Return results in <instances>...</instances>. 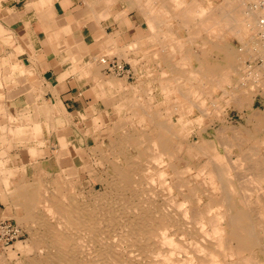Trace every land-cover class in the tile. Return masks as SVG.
Wrapping results in <instances>:
<instances>
[{
    "label": "bare ground",
    "instance_id": "1",
    "mask_svg": "<svg viewBox=\"0 0 264 264\" xmlns=\"http://www.w3.org/2000/svg\"><path fill=\"white\" fill-rule=\"evenodd\" d=\"M172 1L170 9L174 11L161 14L159 21L152 19L153 13L157 11L155 6L151 3L146 6V11L150 14L148 24L146 23L150 29L147 35L149 39L156 41V48L150 51L153 57L151 59H163L166 62V68L160 74L167 71L174 74L179 71L175 64L169 62L171 59H182L183 63L187 59H195L196 65L190 63V68L178 72L187 75L189 86L195 87L205 79L210 82L218 79L217 83L224 86L222 82L230 79L225 75L235 73L239 76L241 71L249 69L250 73L254 72L256 75L254 79H250L253 80L250 86L242 88L239 80L240 88L235 85L232 90L223 89L221 94L225 107L240 111L245 109L249 126L226 124L224 120L228 110L222 106V124L214 129L212 137L202 135V140H195L188 133L182 137L181 128L177 125L182 126L183 119L189 120L187 113L193 110V106H197L194 109H199L198 112L203 115L208 109L204 104L206 98L192 100L181 91L185 95L183 101L179 98L172 99L167 89L170 85H162L164 99L160 103L170 104L174 100L176 104H183L179 109L174 108L178 116L174 119L171 113L169 116L167 114L168 120L164 121L159 116L160 107L149 108L147 104L146 108H135L140 112V127L135 126L132 131H121L116 138H109L111 146H117V150L118 147L130 150L127 153L118 151L124 153L123 163L112 162L110 172L106 171L104 176L98 175L99 177L94 178L88 196L80 190L67 194L47 187L41 189L38 188L40 183L37 180L34 183H31L32 180L19 182L13 189L10 188L20 190L14 200L19 201L21 209L32 213L40 205L45 210V216L50 215L53 218V224H47L42 218L34 220L44 230H30L31 250L40 258H31L28 264H264V151H260L258 147L260 144L264 145V134L260 131L264 126V108L253 105L258 93L264 97V59L261 58L263 62L252 68L250 64L245 65L242 61L246 58L253 59L250 42L255 44V40L259 42L260 39L262 45L264 43V9L245 10L239 0H222L217 9H210L211 4L208 5L209 8L205 7L200 0ZM161 6H167L166 2L161 3ZM162 16L166 17V26H162L165 24ZM171 19L174 21L171 22ZM174 25H177L176 30L172 31L170 27ZM159 29L164 36L158 35ZM252 29L257 32L254 33L255 36L250 33ZM227 32L238 40L239 45L231 43ZM127 44L135 47L133 43ZM112 46L115 48V44ZM108 51L110 53L111 48ZM261 53L264 55V50ZM205 59L209 60L208 64ZM222 73L224 75L221 76ZM240 77L245 78L242 75ZM106 82L119 85L123 83L108 78ZM218 84L215 82L211 85L219 86ZM135 91L132 89V92ZM129 97L124 101L119 100L115 105L117 114L124 106L127 113L116 114L117 128L123 126L119 123L124 118L130 120V113L134 112L135 101L130 102L132 97ZM53 102L51 104L54 105ZM51 113H47L49 118ZM199 116L196 115V118ZM3 125L0 126L3 134L23 131L19 125L14 128ZM3 127L7 130H3ZM31 129L36 137L40 134L41 129L37 122ZM39 141L29 145L27 149L33 156L37 154L36 144ZM258 142L260 144L257 146L255 143ZM182 144L186 152L183 156L187 159L194 153L206 156L204 163L196 170V174L202 175L199 183L183 176L189 163L177 168L172 162L175 147ZM0 152L2 156L4 151ZM112 154L114 155L113 152ZM4 162L0 160V180L6 186L12 169L5 167ZM96 182L101 185L100 188L94 186ZM192 198L195 199V204H192Z\"/></svg>",
    "mask_w": 264,
    "mask_h": 264
},
{
    "label": "crops",
    "instance_id": "2",
    "mask_svg": "<svg viewBox=\"0 0 264 264\" xmlns=\"http://www.w3.org/2000/svg\"><path fill=\"white\" fill-rule=\"evenodd\" d=\"M85 1L0 0V60L2 58L3 62V64L0 62V126L4 124L14 128L19 125L28 134L23 140H15L11 138V133L3 134L0 128L2 135L0 143L34 144L42 137L44 143H60L59 138L64 137L65 116L71 120L72 126L79 125L80 117L87 112V107L92 105V98L95 95H113L111 91L113 85L106 82L107 78L103 76V73H112L108 69L111 61L115 60L124 67L128 65L133 74L135 69L132 65L140 71L139 65L143 62L141 59H149L144 55L145 49L150 48L149 43H152L153 49L156 48V41H152L147 35L150 32L147 26L150 15L146 11L147 4L151 3L157 9L152 15L154 21H159L161 14H170L172 13L170 11H174L170 9L172 0ZM202 1L206 3V0ZM165 2L167 6L162 7L161 3ZM46 11L49 15L44 13ZM176 26H171L170 29L175 31ZM157 31L161 33L160 29ZM107 35L113 39L110 40ZM99 43L100 46H97ZM113 43L115 48H112ZM127 43L129 45L133 43L135 49ZM105 46L111 48L110 53ZM102 59L106 61L103 62ZM119 78L128 81L129 76ZM52 102L55 104H51ZM49 112H52L51 118L47 115ZM36 122L40 129L47 127L42 130V137L39 134L37 139H34L29 133ZM49 126L53 127L49 129L52 130L51 133L48 130ZM64 146L57 155L58 158L65 154ZM39 150L40 147L37 153ZM1 154L0 160L5 161L4 166L12 170L21 164L19 161L26 158L25 150L20 152L9 150L6 154L3 153L2 156ZM38 157L37 154L34 156L35 159ZM4 190L6 188L4 189L0 183V219L10 214L9 203L1 195Z\"/></svg>",
    "mask_w": 264,
    "mask_h": 264
},
{
    "label": "rangeland",
    "instance_id": "3",
    "mask_svg": "<svg viewBox=\"0 0 264 264\" xmlns=\"http://www.w3.org/2000/svg\"><path fill=\"white\" fill-rule=\"evenodd\" d=\"M221 1L222 0H209L208 2L205 3L204 1L200 0V2L205 7H207L208 5L211 4L212 6L210 9H217V6ZM238 2L240 5H242V8L245 10L256 9L258 11H261L264 9V0H257L258 3L260 2V4H258L256 2V0H254V1L253 0H239ZM208 8H209V6H208ZM163 20L166 21V17H163ZM166 25H167V23L162 24V26H166ZM250 33H251V35L253 34V36H255V34H257V32L253 29ZM159 34H160V36H162V35L164 36V33H162V32ZM227 35H228L229 39H231L230 41L233 45H235V46L239 45L238 40L231 33L227 32ZM258 40H259V42L255 40V42H256L255 44H254V42H250L251 44H249L250 49L252 50V53H254V56L252 57L253 59L246 58V59L242 60L243 64H245V65L250 64L251 68L255 67L256 65L261 64L263 62V59H264V57H263L264 55L262 53L260 54V51L264 50V43L262 45L261 40L260 39H258ZM149 44H150V48H147L148 50L145 49V53H144V55L147 56L149 59H141L143 62L141 63V65H139V67H141L140 71L136 70V67L134 65H132L133 67H135L134 68L135 72L132 74L131 70L129 69V66L128 65L125 66V67H127V69H129L128 81H125V78H119L121 76L114 74V73H107V74L103 73L104 77H107L108 79H113L115 81L118 80V81L123 82V83H121L120 85L119 84H112L113 86H111V88H112L111 91H113V95H111V96L110 95L109 96L104 95V94H100L98 96L95 95L92 98V105L87 107V112L83 113L82 117H80L81 122L79 125L75 124L76 126H72L70 124V123H72L71 120L68 119L67 116H65V118H64V126L65 127L63 129L64 137L59 138V139H61L60 143H57V144L44 143L43 137H42L43 136L42 130L46 129V127L43 129L41 128L39 136L42 137V139H39L40 140L39 143L36 144V145H38L37 150L40 147V150L37 153V155L39 156L38 159H35L33 155L29 154V152L26 151V149L29 148V145L31 146L33 144H24L22 142H18L16 144H13V143L7 144V143H3V142L0 143V147H1L0 151H4V154L6 152H8L9 150H13L14 152H20V151L25 150V152H26V154H25L26 158L19 161V163L21 162V164H19L17 166V168L15 167L16 168V169H14L15 171L10 170L11 171V174L9 175L10 180L7 182L9 187H7V184L5 186L2 179H1L2 181L0 180L1 186L4 184L3 188L5 189V187H6V190L2 191L1 195L3 196L4 199L7 200L6 202L9 203L8 205L10 208V214L7 215L6 219H9V218L14 219L16 224L19 225V227L21 228V235L17 240L13 241L7 247H3L0 244V264H28V262L31 258L39 259L40 258L39 255L36 253L34 254V252H32V250H31L32 249V247H31L32 232L31 231H34V228L36 229V231L39 230L40 232L44 229H42V227H40L39 224L37 225V222L35 223L34 220L42 218V219H45L44 221L48 222L47 224H53L52 216H50V215L45 216V210L40 205L37 208L38 211L35 208L34 209L35 212L33 211L32 213L26 212L25 210H23V208L21 209V206L18 203L19 201L14 200L15 196L20 193V190L15 191V190H11L10 188L13 189V187L16 184H18L19 182H27V181L31 182V180H32L33 182H31V183H34V181L36 182V180H37L38 184L40 183L38 188L41 187V189L42 188L44 189L47 187L51 190L52 189H54L56 191L59 190L58 192H64L67 194H74L76 191L80 190L83 192L84 195L88 196V191H89L90 187L93 185L94 178L99 177V176H104V173L106 171L110 172L112 162L123 163L124 153H119L118 151L119 150L120 151H126V153H127V151L130 150L129 148L125 149V147L122 149L118 147V150H117V146H111V143L109 142V138L114 139L117 136H119L121 131L122 132L125 130L132 131V129L135 128V126L137 128L140 127V125L138 123L140 112L136 111L135 108H137V109L138 108L141 109V107L146 108L147 104L149 105V108L150 107H153V108L160 107L161 113L159 114V116H161L162 120H164V121L168 120V116L170 113L173 115L174 119L178 116V113L176 110H174V108L179 109L180 106H182L183 104H176L174 100H172V102L170 104H165L164 102L160 103V101L162 99H164V90H162V85H165V84L170 85V87H167V89L169 90V96L172 99H178L179 98L180 100L183 101L185 95H182L180 93L181 91H184L185 92L184 94L188 95L187 98L192 99V100H197L199 97H203V99H204V97L206 98V99H204V104H205V106H207L208 109H207V111L204 112L203 115L200 114V111L198 112L199 109L198 110L194 109L197 106H195V107L193 106L192 107L193 110L192 111L190 110V112L187 113L188 118L190 117L189 120L183 119V122H182L183 125L182 126L177 125L178 128L179 127L181 128V132H182L181 136L182 137H185L186 134L188 133V135H190L191 139H195V140L201 139L202 140V135L205 137H212L214 129L218 128L217 126L222 124V122L220 121V118L223 117V111H224L223 108L225 107L224 106L225 102H224V99L221 95L223 93V89L232 90V89H234L235 85L238 88V86H239L238 81L239 80H240L239 82L242 84V88H247L248 85L250 86V82L253 81L250 79H254V76H256V75H254V72L250 73L249 69H244L243 70L244 72L241 71L240 75H242V77H245V78H241L240 75L237 76L235 73H229L231 75H229V74L225 75V76H227V78H230L232 81L230 79L229 80L225 79L222 82V85H224V86H221L217 83L216 80H218V79H212L211 82L208 81V79H205L204 81H200V83L198 85H196L195 87L189 86V83H187V79H188L187 75H185L183 72L182 73H178V72L181 69H184L187 67L190 68L191 67L190 63H192L193 65H196L197 61L195 59H187V62L183 63L182 59H171L169 62H171L172 65L175 64L176 69H178L179 71H176V73L174 72V74L171 71H167L165 74H160V71L165 70L166 62L163 59H151L153 57H152L150 51L154 50V49H153L152 43H149ZM261 58H263V59H261ZM103 60H105V59H102V61ZM113 61H115V60H113ZM205 61H206V64H208L209 60L205 59ZM107 63H109V61ZM181 63H182V65H180ZM183 64H185V65H183ZM247 71H248V73H247ZM187 73H188V71H187ZM222 75H224V74L222 73L221 76ZM123 76L128 77L127 74L123 75ZM238 77H239V79H238ZM116 78H118V79H116ZM140 80H141V84L139 85L138 83ZM215 82L219 86L211 85L212 83H215ZM218 82H219V80H218ZM176 84H177V86L175 87ZM121 85H123V86H121ZM136 85H138V87ZM143 86H145V87H143ZM127 87H129V88H127ZM126 88L128 90H126ZM239 88H240V86H239ZM132 89H133V91L136 90L135 93L132 92ZM141 91H146V93L141 92ZM196 92H197V94H196ZM123 94H124V97H123ZM147 94L149 95V97ZM125 95H127V96H125ZM127 97H129V98L132 97L130 99V102L135 101L133 103V106H134L133 111L134 112L130 113L131 114L130 120H127L126 118H124V120L119 123L121 125L123 124V126L120 128H117V125H118V121H117L118 116L117 115H119V113L121 115L122 112H123V114H127V113H126V110H124V108H125V106H124L123 109H121L120 112L117 114V112L115 110L116 109L115 105L117 104V102L119 100L120 101L127 100ZM96 101H99V102H98V104L95 105L94 103ZM218 101H220V102H218ZM113 102H114V107H113ZM212 103H213V105H212ZM253 105H254V107L264 108V97H262L260 93H258L256 95L255 100L253 102ZM222 106H224V107L222 108ZM188 107L186 106V108H188ZM225 109L228 110V112H227L228 114L226 115L225 120H224V122L226 124L249 126V124L246 120L245 109H243L241 111L234 109L233 107H231V108L225 107ZM111 110H112V112H111ZM221 110H223V111L221 112ZM167 114H168V116H167ZM195 114L197 116L200 115L199 116L200 118L199 117L196 118ZM92 115L95 118H93ZM124 126H126V127H124ZM6 127H8V126H6ZM4 128L5 127H3L2 129L7 130V128H5V129ZM50 128H52V127L49 126L48 130ZM94 130H96V131H94ZM51 131L52 130H49L50 133H51ZM260 131L262 134H264V126L261 127ZM260 131H258V132L260 133ZM23 132L24 131H22L21 133L11 134L12 138L15 140L16 139L17 140H23V139L27 138L28 134L26 132L25 133H23ZM114 133L117 135H115ZM259 133H258V135H259ZM19 134H21L20 135L21 138H19L20 137ZM34 134H32V132L29 133V135L32 136V138L37 139V137ZM58 135H60V133H58ZM101 137H102V139H101ZM1 139H3V137ZM258 140H260V139L258 138ZM255 144L258 146L260 143L258 142ZM63 145H65L64 146L65 147V154L63 156L60 155L61 158H58L57 155L60 154L61 151L63 150V148H62ZM2 146H3V148H2ZM26 147H28V148H26ZM108 147H110V149ZM258 147H259L260 151L261 150H262V152L264 151V148H263L264 145L263 144H260ZM7 148H9V149H7ZM111 149H112V151H111ZM115 149L117 151H115ZM112 152L114 153V155L112 154ZM185 153H186L185 152V146L183 144H182V146L177 145L174 149L175 156H174L172 162L174 163V165H176L177 168L184 167L185 165H187L189 163L188 166H190V167L187 166L186 171L183 174V176L192 182H198L199 183L201 178H202V175L196 174L197 173L196 170L199 166L202 165V162L204 163L206 156L202 155L200 153H194V154H191V156L187 159L186 156H183ZM108 154L110 157L108 156ZM27 155H28V158H27ZM54 157H56V159ZM95 161H96V163H95ZM103 165L105 167H103ZM35 167L38 169H36ZM49 172H50V174H49ZM192 172L195 174H193ZM51 174H52V176H51ZM41 176H42V178H40ZM22 177H23V179H22ZM18 179H19V181H18ZM44 185H46V186H44ZM94 186L96 188L101 187V185H99L98 182H96L94 184ZM19 187H21V186L19 185ZM41 202H43V201H41ZM192 204H195L194 198H192ZM40 209H41V211H40ZM23 211H25V212H23ZM18 242H20V244H18Z\"/></svg>",
    "mask_w": 264,
    "mask_h": 264
},
{
    "label": "built area",
    "instance_id": "4",
    "mask_svg": "<svg viewBox=\"0 0 264 264\" xmlns=\"http://www.w3.org/2000/svg\"><path fill=\"white\" fill-rule=\"evenodd\" d=\"M108 69L110 72L119 76L129 74V69L120 63H117L116 61L110 62ZM20 235L21 228L16 224L15 221L6 218L0 219V243L4 247L9 246L13 241L17 240Z\"/></svg>",
    "mask_w": 264,
    "mask_h": 264
}]
</instances>
